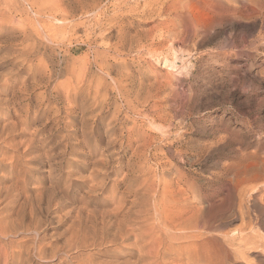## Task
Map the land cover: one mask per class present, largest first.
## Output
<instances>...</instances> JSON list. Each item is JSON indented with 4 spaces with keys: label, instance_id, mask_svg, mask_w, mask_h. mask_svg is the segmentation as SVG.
<instances>
[{
    "label": "rangeland",
    "instance_id": "rangeland-1",
    "mask_svg": "<svg viewBox=\"0 0 264 264\" xmlns=\"http://www.w3.org/2000/svg\"><path fill=\"white\" fill-rule=\"evenodd\" d=\"M0 3V192L26 208L29 228L16 239L39 245L45 236L46 245L38 256L33 244L26 264L64 258L75 208L107 212L125 200L124 208L132 203L152 221L160 210L172 215L191 184L197 207H209V264H264V32L245 0L233 2L236 10L209 0L207 36L185 42L156 32L117 61L98 62L92 56L106 54L107 40L87 41L90 15L76 11L64 21L52 0ZM154 19L134 16L130 29L148 31ZM152 223L150 264H177L184 242ZM109 248L113 255L100 258L136 255L124 245Z\"/></svg>",
    "mask_w": 264,
    "mask_h": 264
},
{
    "label": "bare ground",
    "instance_id": "bare-ground-1",
    "mask_svg": "<svg viewBox=\"0 0 264 264\" xmlns=\"http://www.w3.org/2000/svg\"><path fill=\"white\" fill-rule=\"evenodd\" d=\"M225 1L228 3L229 8H231L233 10L237 9V7L235 5H233V2L235 0H225ZM245 1L247 2V11H248L247 13L249 14L250 17H254V18L256 17L260 20L261 29H262V32H264V0H245ZM108 2H109V0H52V7H53L52 9H54L55 11H58L59 13L58 12L57 13L62 17L61 19H64V21H65V19L69 20L68 18L71 19V16H74L76 11H80V13L82 15H84V14L90 15L88 20L91 21V23H89L87 26H84L86 28H85V31L83 30L85 33L84 35H86L87 41L89 43L94 42L95 40H97V38H100V39L102 38L101 39L102 41L104 39H106L107 40L106 43L109 41L108 44L105 43V45H104V46H106V50L104 52V54L106 53L105 55L102 54L103 51H100L102 55H99L100 52H98V54L96 53L95 55L92 56V59H94L96 61H97V59L102 60L103 58H107L109 56H111L115 60L119 59L126 54L125 53L126 49L131 50V48H133V47L144 46V45H142L143 41L147 40V39H151L153 41V39H154L153 37H156V36H154L156 32L157 33L159 32L158 36L161 37V39H164V37H166V36L169 38L171 36H173V37L177 38V40H181V41L186 42V40H190V39H194V38L197 39V37L198 38L203 37L209 31V28H210L209 0H115L114 3L112 4L114 12L112 14L105 15V13L107 14V12H105L104 10H105V7H107ZM243 3H245V2H243ZM49 6H51V4ZM244 7H245V5L242 6V8H244ZM229 8H228V10H229ZM205 10H207L208 13ZM196 11H199L202 15L201 16L197 15L199 12L197 13ZM77 13H79V12H77ZM51 14H52V12H51ZM55 14H56V12H55ZM134 16H136L138 18H142V19H147V18L150 19L151 18V20L153 18H155L153 20L154 24L150 27V29L148 31L139 30V31L132 32L130 29L131 28L130 26L133 23ZM128 17L131 20L125 21V19ZM159 17H166L167 19L161 20V19H159ZM52 18L54 19V17H52ZM86 18H88V17H86ZM86 18H85V20H87ZM79 19H80V16H79ZM182 19H185V20L187 19V20L184 23ZM176 20H180V21L182 20L181 21V23L183 22V24H182L183 29L182 30H177V28H178L176 26L177 23H174ZM60 21H62V20H60ZM70 22H71V20H70ZM81 22H82V24L84 23L83 21H81ZM85 23L87 24L88 22H85ZM82 24H81V26H83ZM84 27H83V29H84ZM65 29H66V26H65ZM73 29L75 30V28H73ZM54 30H57V29L55 28ZM57 31L59 32V30H57ZM69 31H70V29L67 31V33ZM97 31H98V33H97ZM62 33H63V31H62ZM67 33H66V35H67ZM75 33H76V31H75ZM58 34H60V33H57V35ZM205 36H207V35H205ZM50 39H51V37H50ZM61 42H62V40H61ZM55 43H58V42L56 41ZM187 43H188V41H187ZM89 45L90 44H88V46ZM93 46H94V44H93ZM256 47H258V46L256 45ZM95 48L97 50L99 47L97 48V46H96ZM93 50H95V49H93ZM99 50L100 49H98L97 51H99ZM152 51H155V49ZM228 52H230V51L228 49H226L225 51L219 52L218 54L220 55V53H221V55H227ZM128 55H127V57H128ZM86 57H87V55H86ZM88 60H89V58H88ZM105 60H107V59H105ZM99 63H100V61H99ZM104 64H101V66L102 65L104 66ZM106 67H107V65H106ZM118 79L116 78L117 82H119ZM120 82L122 84V81H120ZM116 87H117V85L115 86V88ZM118 87L120 88V86H118ZM143 87L144 86H142V88ZM146 87H147V85H146ZM140 89H141V86H140ZM133 90H135V89H133ZM136 90H137V88H136ZM140 91L142 93V90H140ZM148 91H146V92H148ZM95 92H96V90L94 91V93ZM137 93L139 94V91ZM133 95H134V92H133ZM137 95H136V97H137ZM93 96H95V95H93ZM101 97H102V94H101ZM92 98H94V97H92ZM130 98H131V96H130ZM101 99L103 100L104 97H102ZM126 99H128V98L126 97ZM139 99H141V98H139ZM131 102H132V100H131ZM128 103H126V104H128ZM114 109L116 110L115 107H114ZM117 109H118V107H117ZM113 113H114V111H113ZM115 113H117V112H115ZM111 116H113V115L111 114ZM111 126H113V125H111ZM134 152L136 153L137 151H134ZM262 159H263V161L260 165H264V157ZM146 162H147V160H146ZM177 171H180V170H177ZM144 180H143V182H144ZM145 182H147V181H145ZM196 186H195V184H191L190 185V195H188L186 197L183 196L181 199H175L173 201V205H172L173 209L171 210L173 212L172 215L165 214L164 210L163 211L160 210L159 212L157 211L158 214L157 213L154 214L155 216L151 218L152 221H150L149 218H147V216L144 214L143 210L134 209V206L132 203L129 207L124 208L125 200L119 201L116 205H114L112 210L107 211V212H100V213L97 211L88 212L87 210L85 211V209L82 207L75 208L76 213H77L75 226L71 232V236L66 240L65 249L63 251L64 258L63 259L60 258V261L58 262V264H60V263H63V264H150V261H149L150 251L148 248L150 246L153 247V240L151 239L152 236H150V233H152V231L154 230V228L151 227V225H150V224H153L152 222H154V224L156 222V223L162 225V235H164L165 238H168V239L172 238L171 237L172 236L171 231L173 229V230H175V233H177L175 235V238L177 240H182L184 242L183 244H180L178 246L179 252H178V256H177V259H178L177 264H204V263L209 264V248H208L209 247V212H208L209 207H197L196 202L199 201L200 193L198 192L199 190L196 188ZM165 187L166 186L163 184L162 189L166 190ZM15 189H16V187H15ZM165 190L161 191V194H162V196L166 197ZM158 191L159 190H157V191L155 190L156 193ZM250 195H251V193H250ZM145 198H147V197H145ZM152 198H153V196H152ZM162 199L164 200V198H162ZM147 200L149 201V199H147ZM148 201H146V202H148ZM0 202L2 203L1 204L2 206L0 205V261L2 259L3 264H26L25 263L26 259L24 258V255L29 254V252L32 250V246L34 244L33 241L35 239L33 238L32 239L33 241L31 240L32 242L23 241V239H18V238L16 239V236L19 233H21L23 231H28V228H29L28 224H24L25 213H27V212H25L26 208L25 207H20V208L17 207L16 208L15 207L16 202L13 200L9 191H6L5 193L0 192ZM144 207H143V209H145ZM140 208H141V206H140ZM153 208L155 209V207H153ZM155 211H156V209H155ZM29 212H30L29 214L31 215V217H33V215H35V208L30 207ZM149 213H150V211H149ZM150 215H152V214H150ZM30 223L32 224V221ZM24 228H27V229H24ZM173 233H174V231H173ZM159 234L161 235V233H159ZM160 237H159V239H160ZM157 238H155V239H157ZM131 239H132V241H130ZM161 239H162V237H161ZM44 241H45V236H43L40 239L39 245L34 244L35 253L38 256L39 255L43 256V254L45 253V251H43V247L46 246L44 244L45 243ZM164 244H165V242H164ZM120 245H124L125 247L128 248L127 254H130L131 251L136 252L135 258L131 259V260L125 259L123 261H119L117 259V256H114L115 258H111V259L100 258L101 255H103V254L113 255L112 249L109 248V246L116 247V246H120ZM106 246H108V247H106ZM55 253L57 254L58 252L54 251L52 254L56 255Z\"/></svg>",
    "mask_w": 264,
    "mask_h": 264
}]
</instances>
